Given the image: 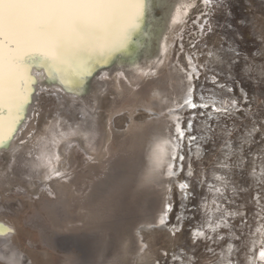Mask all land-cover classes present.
<instances>
[{
  "label": "rangeland",
  "instance_id": "1",
  "mask_svg": "<svg viewBox=\"0 0 264 264\" xmlns=\"http://www.w3.org/2000/svg\"><path fill=\"white\" fill-rule=\"evenodd\" d=\"M134 10L81 94L17 111L0 264H264V0Z\"/></svg>",
  "mask_w": 264,
  "mask_h": 264
},
{
  "label": "bare ground",
  "instance_id": "2",
  "mask_svg": "<svg viewBox=\"0 0 264 264\" xmlns=\"http://www.w3.org/2000/svg\"><path fill=\"white\" fill-rule=\"evenodd\" d=\"M133 8L138 15L139 0H0L7 23L0 33V106L8 113L0 117V146L12 143L29 90L48 94L43 83L49 81L54 96L57 87L81 94L98 69L116 60L122 49L114 40ZM12 237L0 221V256Z\"/></svg>",
  "mask_w": 264,
  "mask_h": 264
},
{
  "label": "clouds",
  "instance_id": "3",
  "mask_svg": "<svg viewBox=\"0 0 264 264\" xmlns=\"http://www.w3.org/2000/svg\"><path fill=\"white\" fill-rule=\"evenodd\" d=\"M69 134H74V133H69ZM155 145H153V150H155ZM149 161H150V164H153L154 163V161H153V159H152V154L150 153L149 154ZM152 168L150 167L149 168V170H148V172H146L144 175H142V177H141V180L142 181H148L149 179H151V177H152Z\"/></svg>",
  "mask_w": 264,
  "mask_h": 264
},
{
  "label": "snow or ice",
  "instance_id": "4",
  "mask_svg": "<svg viewBox=\"0 0 264 264\" xmlns=\"http://www.w3.org/2000/svg\"><path fill=\"white\" fill-rule=\"evenodd\" d=\"M205 27H206V26H205ZM2 116H3V108H2V106H0V117H2ZM180 187H181V188H184V187H187V185L181 184ZM163 222H164V221L161 220V223H163Z\"/></svg>",
  "mask_w": 264,
  "mask_h": 264
}]
</instances>
